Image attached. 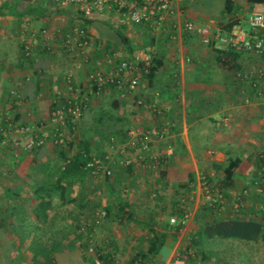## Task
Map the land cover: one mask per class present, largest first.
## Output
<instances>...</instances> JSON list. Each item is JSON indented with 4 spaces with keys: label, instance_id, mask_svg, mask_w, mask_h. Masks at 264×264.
<instances>
[{
    "label": "crops",
    "instance_id": "crops-1",
    "mask_svg": "<svg viewBox=\"0 0 264 264\" xmlns=\"http://www.w3.org/2000/svg\"><path fill=\"white\" fill-rule=\"evenodd\" d=\"M7 1L15 2L0 0V6ZM27 5L22 3L21 11ZM35 5L43 8V16H0V120L10 113L20 122L48 121L54 95L68 90L63 78L60 81L62 74L73 73L75 81L91 94V100L67 155L77 154L84 140L101 155L113 154L116 163L110 178L94 176L86 169L82 175L61 182L65 157L53 143L33 151L12 144L0 147V264H45L49 259L52 264H101L97 257H89L87 249L90 213L96 207L111 210L103 224L105 235L111 238L102 239V244L109 243L108 253L114 250L123 264H140L142 260L135 258L147 245L139 240L154 234L167 237L157 257L145 261L149 264H227L199 261L194 258L198 251L193 258L188 257L185 253L189 248L183 240L191 232H198L200 219H209L206 213L210 212L200 207L203 176L225 187V169L232 165L230 190L238 193L253 183L264 155V97L238 81L234 69L221 66L218 57L223 46L218 40L207 46L200 36L190 33L170 39L165 32L151 36L146 29L140 34L133 27L122 29L107 18L95 19L90 48L93 68L111 71L103 61V51L110 44L127 46L124 36L135 49L155 45L157 59L162 60L141 92L162 89L163 96L157 103L172 115L177 127L168 139L155 138L149 152L143 151L135 147L137 142L129 130L148 127L153 116L136 106V99L122 101L110 87L101 97L95 96L88 69L66 59L58 48L45 50L41 39L33 61L22 58V44L31 27L47 26L53 33L65 30L77 18L71 8L60 9L57 0H37ZM195 6L188 8L190 17L202 22L214 18ZM54 45L57 47V43ZM188 56L191 62L186 61ZM244 58L252 57L243 53L240 66ZM39 68L44 70L48 87L42 99H38L42 81ZM29 75L33 79L26 81ZM14 87L27 98L25 105L13 103L10 90ZM116 103L123 117L113 122L101 120L104 107ZM107 124L119 130L114 133L116 148L102 128ZM121 147H125L124 153L118 151ZM150 155L162 159L161 163L149 166L144 156ZM63 184L65 193L60 188ZM229 207L219 213L212 211L227 217L232 214ZM191 208L196 212L191 221L180 223ZM174 217L178 222L172 223ZM193 221L199 224L190 229Z\"/></svg>",
    "mask_w": 264,
    "mask_h": 264
},
{
    "label": "built area",
    "instance_id": "built-area-1",
    "mask_svg": "<svg viewBox=\"0 0 264 264\" xmlns=\"http://www.w3.org/2000/svg\"><path fill=\"white\" fill-rule=\"evenodd\" d=\"M57 3L59 7L71 8L75 11L76 20L65 30L57 29L53 33L50 32L49 27L43 28L42 31L31 27L24 46L27 61H33L35 47L39 39H43L44 45L49 46L50 50L54 51L58 48L72 59L80 57L86 61L88 82L94 89L95 96L101 97L108 86H112L117 92L118 99L122 101L136 99V106L153 116L152 123L148 127H132L129 130V135L137 142L135 147L143 151L149 152L155 138L160 141L168 139L177 127L172 115L157 103V100L163 96L162 89H150L147 94L141 92V88L145 84L147 87L149 83L153 60L157 57V47L154 45L134 48L135 51L132 52L127 46L115 47L110 44V48L106 46L107 50L103 51V61L110 66L111 71L107 70L108 68H93L90 62L92 31L91 26L85 21L87 19L92 20L100 15L108 16L112 22L124 29L133 27L140 34L147 29L151 36H160L161 32H165L170 39H176L179 34L190 33L200 36L207 46L218 40L224 49L244 52L256 59L252 63H243L234 69V74L238 81L254 89L259 97H264V11H249L247 5L245 8L237 4L233 12L226 13L221 18L202 22L188 15L187 0H57ZM233 23L235 26L232 30L225 28ZM56 43L57 47L54 45ZM186 61L191 62L192 57L188 56ZM38 71L42 80L39 83L38 99H42L47 94L48 87L44 80V70ZM32 79V75L26 77V81ZM64 82L68 90L54 95L48 121L20 122L10 113L3 121L0 120V147L12 144V147L33 151L51 142L60 150L69 149L71 141L82 125L91 94L85 92L75 81L73 73H69ZM10 95L13 103L18 106L27 103L25 96L17 87L11 89ZM110 143L113 148L118 145V139L114 134L110 137ZM118 151L124 153L126 150L125 147H121ZM144 159H149V166L160 164L162 160L151 155L149 158L144 156ZM70 160L68 159L67 163ZM115 163L114 155L108 153L105 160L96 157L89 162L87 169H91V174L94 176H112ZM130 163L128 161V164ZM258 172L259 178L255 186L261 191L264 190V155ZM244 195L248 196L249 192L245 190ZM202 197L200 207H212L215 211L227 210L228 206L230 209L232 203L237 210L246 205L239 195L230 200L207 176H203L202 179ZM194 209L191 208L184 218L182 217L180 223L190 220L196 213ZM256 209L263 216L264 202L257 204ZM90 216L92 221L89 225L92 224L96 230L102 227L108 217V211L103 207H96ZM171 221L176 223L178 219L174 217ZM91 236L87 247L89 257L98 258L100 255H106L108 260H101V264H121V260L114 253H108L105 249L101 251V246L104 244L96 236ZM105 247L108 245L103 248ZM188 252L194 253V251Z\"/></svg>",
    "mask_w": 264,
    "mask_h": 264
},
{
    "label": "trees",
    "instance_id": "trees-1",
    "mask_svg": "<svg viewBox=\"0 0 264 264\" xmlns=\"http://www.w3.org/2000/svg\"><path fill=\"white\" fill-rule=\"evenodd\" d=\"M36 1L37 0H15L14 3H10L9 1H7L3 5L0 6V16L10 15V14H13L16 16H22V17L32 16V15L43 16L45 14V12L41 6L38 7L35 5ZM248 2L250 3L251 7L254 8L255 6L263 5L264 0H248ZM22 3L28 4L27 7L25 8V10H23V11H21ZM236 5H237L236 0H223V8L220 11L214 12L215 9H211L210 11H207V12L203 11V12L206 13V15H209L210 17L215 18V15L218 12L222 13L223 15H225L226 13L233 12ZM195 7L199 8L197 4ZM59 8L62 9V7H59ZM95 19H99V18H94L92 20L87 19L85 21L91 26L96 22ZM234 26H235L234 23L230 24L229 26H227V29L232 30ZM43 28H47V26L42 27L41 29H39V31H42ZM39 37H41V34H39ZM25 41H26V39L24 40V42L22 44V55L21 56L26 61L27 59H26V55L24 53L25 52L24 51ZM42 41H44V40L42 39ZM124 44L127 45V47L132 52L135 51V49H134L133 45L131 44V41H130L128 36H124ZM43 46L45 47V50L50 51L49 46H47L46 44ZM35 49H36V47H35ZM243 53L244 52H240V51H237L234 49L220 48L219 49V57H218L219 62L221 64V66H223L226 69H231V70L236 69L237 67L240 66L241 56ZM34 54H35V50H34ZM153 63H154V65L151 69V73H150L148 79L152 78L154 76L155 72L160 68V66L162 65V60L157 59V57H155L153 60ZM39 69H42V68H39ZM67 75L68 74H66V76H64L63 80H65V77H67ZM32 78H33V76H32ZM109 87L110 86H108V88ZM110 88L114 89L112 86ZM26 101H27V98H26ZM115 102L120 103L119 100H116ZM119 103H116V105H110L108 108L105 106L104 110L102 112V116L100 117L101 120L104 119V121L108 120L110 122H113L117 118H122L123 116L119 115V113H120L119 110L121 109ZM121 114H122V112H121ZM102 128L106 129V131L108 132L107 136L109 138L114 133H117V131H119L117 129V127H111L110 124H107L106 126H104ZM102 128L100 129V131H102ZM82 145H83L82 149H80L78 151V153L75 155H67V151L69 149L68 150H65V149L60 150L59 149L64 154V157H65V159L63 161V165H62V170H61V178H62L61 182L63 180L72 178L76 174L82 175L83 172H85V170L87 169V164L89 162L93 161L96 157L105 160V157L107 154L101 155V152H97V150L95 151V149H98V148L93 149V147L91 146V142H88V144H87L83 140ZM68 159H71V160H70V162L67 163ZM64 165H65V167H64ZM232 169H233L232 165L225 169V172L227 174V176H226L227 177V183L225 184V187L220 186V190L227 197H230L232 195L233 196L232 200H233V198H236L237 195L241 196L242 200L246 203V205H243L239 210H237L234 206V203H232V205H233V206H231L232 214H230L227 217L216 216L213 213V211H215V209H213L212 207L204 208L210 212V213H206V214H208L209 219H206L205 221L203 220L199 224L198 232L195 233L194 244L197 243V245H198L200 239L202 241H204L205 238L220 237V238H236V239H240V240H244V241L245 240L246 241H252V243H261L264 245V214H263V216H261L260 212L256 209L257 204L264 202V190L260 191L255 186L256 185L255 182L259 178V175H258L259 169L255 175V178L253 179L254 180L253 183L251 185L243 188L238 193L233 192L232 189L230 190V188H228V187H230L231 180H232V175H233ZM87 170L90 173L92 172L91 169H87ZM113 175H114V173H113ZM112 176H107V177L110 178ZM60 188H62L61 189L62 192L64 190L63 193H65V190H66L65 185L63 184L62 187H60ZM47 190H49V189H47ZM229 190H230V192H229ZM245 190L249 192L248 196L244 195ZM107 211H108V214L111 212L110 209L109 210L107 209ZM219 212L220 211H217V213H219ZM166 237H167V235L165 236V235L154 234L149 239V241H148L149 243L147 242V244H145V245H147L146 250L141 251L139 253V255L135 258V260L136 261L142 260V262L144 263L146 260L152 261L153 259H155L158 255L160 248L163 246V244L166 240ZM89 240H90V238L88 239V242H89ZM105 243L107 244L108 242L105 241ZM107 245H109V243ZM104 246H105V244L101 246V249H100L101 251H102V249L107 250L108 247L103 248ZM195 251L192 254L195 255V253L197 252V251L196 252ZM185 254L188 255V252ZM189 254H191V253H189ZM192 254L188 255V257L193 258ZM91 257H94V256H91ZM98 260L99 261H101V260L107 261L108 258L106 255H100L98 257ZM148 261L145 262L144 264H149ZM142 262L140 264H143ZM44 263L45 264H52L50 259L45 261Z\"/></svg>",
    "mask_w": 264,
    "mask_h": 264
},
{
    "label": "rangeland",
    "instance_id": "rangeland-1",
    "mask_svg": "<svg viewBox=\"0 0 264 264\" xmlns=\"http://www.w3.org/2000/svg\"><path fill=\"white\" fill-rule=\"evenodd\" d=\"M187 1H188V8L197 4L198 7L204 12L210 11L211 9H215L214 12H217L223 8V0H187ZM236 3L242 7H245V8L247 5L249 11H251V10L264 11L263 5L255 6L254 8H252L250 3L248 2V0H236ZM74 13L76 14L75 11H74ZM76 16H77V14H76ZM221 17H223V14L219 13V12L215 15V18H221ZM98 18L99 19L107 18L109 21H111V18H109L108 16L100 15ZM225 28H227V27L225 26ZM122 29H123V27H122ZM112 46H115V45L112 44ZM115 47H118V46H115ZM63 55H65V54L63 53ZM65 56H66V59H68V60L72 59L69 55L68 56L65 55ZM250 57H252V58H249V59L244 58L243 63L248 64V63H252V61L256 60V59H254V57L252 55H250ZM72 61H76L79 65H81L82 67L87 69L86 68V66H87L86 61L83 58H80V57L74 58ZM90 62H92V56H90ZM66 74L67 73L62 74L60 81L62 78L64 79V76H66ZM64 81L65 80H63V82ZM98 105H100V104L98 103ZM109 106H107V108ZM102 112H103V110H102ZM119 112H120L119 115L123 116V114H121V109L119 110ZM202 221H203V219H200L199 222L201 223ZM199 222H195V221H193L192 223L190 222L189 228L192 229L193 225L194 226L196 225V227H197ZM89 227H91V233L89 232V234H91L93 236H97V238L99 240L102 241V239L107 240V239L111 238V237L105 235V232L103 231L104 225H102V227H100V228H97L96 230L94 229V226L92 224ZM193 229H195V228H193ZM101 234H102V236L100 238L99 236ZM91 237L92 236H90V238ZM194 240H195V235L192 234V232H191L188 236L184 237L183 242L192 251H195L197 249L196 251H198V252L194 258L199 260V261L204 260V259H209V260H213V261L226 262L227 264H247L248 262L251 264H264V245L261 243H252V241H246V240L244 241V240H240V239H236V238L214 237V238H205L204 241H202L200 239V241L197 245V243L194 244ZM139 241H140L141 245H145L144 243L149 241V237H142V238H140ZM112 251L114 253V250H112ZM205 254H206V258L204 257ZM188 255H191V254H189V252H188ZM121 264H123V263L121 262Z\"/></svg>",
    "mask_w": 264,
    "mask_h": 264
}]
</instances>
